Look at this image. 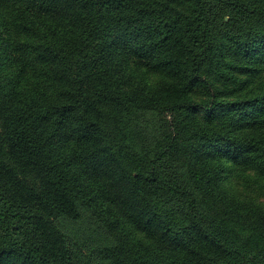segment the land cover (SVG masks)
<instances>
[{
    "label": "trees",
    "instance_id": "16d2710c",
    "mask_svg": "<svg viewBox=\"0 0 264 264\" xmlns=\"http://www.w3.org/2000/svg\"><path fill=\"white\" fill-rule=\"evenodd\" d=\"M260 195L264 0H0V264H264Z\"/></svg>",
    "mask_w": 264,
    "mask_h": 264
},
{
    "label": "rangeland",
    "instance_id": "374dc122",
    "mask_svg": "<svg viewBox=\"0 0 264 264\" xmlns=\"http://www.w3.org/2000/svg\"><path fill=\"white\" fill-rule=\"evenodd\" d=\"M62 149H64V146H63ZM252 172H253V171H251L249 174H250V175L253 174ZM241 185H242V180H241L240 178H238V179L236 180V182H235V186H236L237 188H241ZM94 186H96L95 183L93 184V188H95ZM258 202H260V203H264V196H263V195H260V196H259V200H258ZM77 227H81V223H78L76 226H74L73 229H72V231H70V232H74L75 229H76Z\"/></svg>",
    "mask_w": 264,
    "mask_h": 264
}]
</instances>
